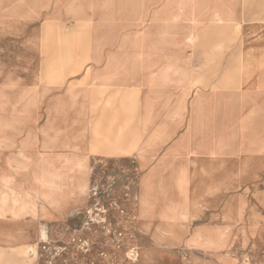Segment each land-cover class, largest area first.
Listing matches in <instances>:
<instances>
[{
  "label": "rangeland",
  "instance_id": "rangeland-1",
  "mask_svg": "<svg viewBox=\"0 0 264 264\" xmlns=\"http://www.w3.org/2000/svg\"><path fill=\"white\" fill-rule=\"evenodd\" d=\"M206 4L0 0V264L98 202L136 208V264H264V91Z\"/></svg>",
  "mask_w": 264,
  "mask_h": 264
},
{
  "label": "built area",
  "instance_id": "built-area-1",
  "mask_svg": "<svg viewBox=\"0 0 264 264\" xmlns=\"http://www.w3.org/2000/svg\"><path fill=\"white\" fill-rule=\"evenodd\" d=\"M102 191H95L97 197ZM97 218L62 224L60 232L37 243L38 264H136L140 246L136 208L97 203ZM96 229V231H94Z\"/></svg>",
  "mask_w": 264,
  "mask_h": 264
},
{
  "label": "crops",
  "instance_id": "crops-1",
  "mask_svg": "<svg viewBox=\"0 0 264 264\" xmlns=\"http://www.w3.org/2000/svg\"><path fill=\"white\" fill-rule=\"evenodd\" d=\"M203 11L228 23L226 30H241L237 62L239 83L246 89L264 91V0H202ZM203 14V13H202ZM221 27H218L220 30ZM235 62V63H236ZM74 217L66 216L69 222Z\"/></svg>",
  "mask_w": 264,
  "mask_h": 264
},
{
  "label": "bare ground",
  "instance_id": "bare-ground-1",
  "mask_svg": "<svg viewBox=\"0 0 264 264\" xmlns=\"http://www.w3.org/2000/svg\"><path fill=\"white\" fill-rule=\"evenodd\" d=\"M42 236L45 237V233L44 232H42Z\"/></svg>",
  "mask_w": 264,
  "mask_h": 264
}]
</instances>
